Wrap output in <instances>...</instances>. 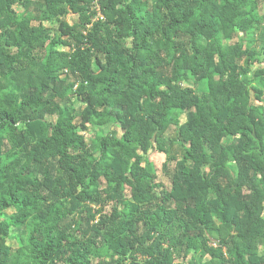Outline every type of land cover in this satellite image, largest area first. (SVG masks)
I'll list each match as a JSON object with an SVG mask.
<instances>
[{
  "label": "trees",
  "instance_id": "16d2710c",
  "mask_svg": "<svg viewBox=\"0 0 264 264\" xmlns=\"http://www.w3.org/2000/svg\"><path fill=\"white\" fill-rule=\"evenodd\" d=\"M263 8L0 0V264H264Z\"/></svg>",
  "mask_w": 264,
  "mask_h": 264
},
{
  "label": "rangeland",
  "instance_id": "374dc122",
  "mask_svg": "<svg viewBox=\"0 0 264 264\" xmlns=\"http://www.w3.org/2000/svg\"><path fill=\"white\" fill-rule=\"evenodd\" d=\"M16 10L18 13H20L22 11V8L20 7H16ZM261 12H264V8L262 9ZM70 17L67 16V19H69ZM48 27H53V29L55 30L57 27H55L53 24H48ZM93 133H94V130L90 129L85 135H86V138L87 139H90L92 136H93ZM165 160V154L162 153V152H150L149 154H147L144 158H142L141 162L142 164H146L147 162H152L157 171H158V175L160 176L161 175V178L164 180L165 183L168 182L167 178L165 177H162V174H161V166L163 164ZM260 253H262L261 251V248L259 250ZM190 264V262H189Z\"/></svg>",
  "mask_w": 264,
  "mask_h": 264
}]
</instances>
